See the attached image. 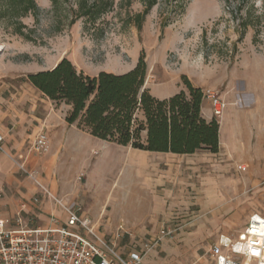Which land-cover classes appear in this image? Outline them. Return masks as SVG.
<instances>
[{
    "label": "crops",
    "instance_id": "0c3cea01",
    "mask_svg": "<svg viewBox=\"0 0 264 264\" xmlns=\"http://www.w3.org/2000/svg\"><path fill=\"white\" fill-rule=\"evenodd\" d=\"M255 63L250 89L212 88L230 104L214 154L152 153L109 143L67 123L70 107L57 106L31 84L30 91L12 97L0 90V217L12 230L19 218L42 227L66 223L61 207L24 176V165L53 197L80 207L124 256L147 252L143 264H178L171 261L178 250L202 246L215 264L210 249L220 236L242 233L253 217H261L252 212L249 196L245 200L251 181L264 179V63ZM183 75L195 88L209 89L205 77L186 73L158 78L156 85L164 87L157 93L147 82L144 88L169 99L183 90ZM202 105L204 119L213 121L212 105L205 99ZM40 133L49 139L46 154L32 149ZM203 232L212 236L202 239Z\"/></svg>",
    "mask_w": 264,
    "mask_h": 264
},
{
    "label": "rangeland",
    "instance_id": "374dc122",
    "mask_svg": "<svg viewBox=\"0 0 264 264\" xmlns=\"http://www.w3.org/2000/svg\"><path fill=\"white\" fill-rule=\"evenodd\" d=\"M10 1L0 0V90L5 97L30 91L27 75L52 70L66 58L90 75L98 70L122 75L144 55L146 82L155 93L164 87L156 85L158 78L183 73L205 77L211 90L250 89L255 61L264 63V0H156L140 27L137 16L150 0H105L110 8L94 19L84 11L100 0H58L56 6L36 0L37 10L29 14H14ZM247 193L252 212L264 218V179L252 180ZM241 231L232 230L228 237L236 239ZM205 235L212 236L203 232L202 239ZM171 261L211 263L202 246L181 248Z\"/></svg>",
    "mask_w": 264,
    "mask_h": 264
},
{
    "label": "trees",
    "instance_id": "16d2710c",
    "mask_svg": "<svg viewBox=\"0 0 264 264\" xmlns=\"http://www.w3.org/2000/svg\"><path fill=\"white\" fill-rule=\"evenodd\" d=\"M51 1L58 4V0ZM155 3L150 0L146 11L137 16L139 27ZM110 6L105 0L94 2L84 15L94 19ZM10 10L14 14L21 10L24 14L35 13L36 0H11ZM19 35L23 33L19 31ZM148 70L141 55L137 66L125 74L102 71L93 77L66 58L52 70L27 75L26 81L57 106H69L66 122L95 138L152 153H218L219 122H208L202 115L204 91L183 75L181 92L158 99L144 88Z\"/></svg>",
    "mask_w": 264,
    "mask_h": 264
},
{
    "label": "built area",
    "instance_id": "2783aa9c",
    "mask_svg": "<svg viewBox=\"0 0 264 264\" xmlns=\"http://www.w3.org/2000/svg\"><path fill=\"white\" fill-rule=\"evenodd\" d=\"M204 99L212 105L214 119L223 120L229 102L215 89H205ZM32 147L38 154L49 151V139L40 133ZM3 138L0 137V151ZM22 173L31 178L41 192L53 199L65 212L63 226H33L17 220L18 227L7 228L0 217V264H143L147 252L132 254L125 259L117 253L97 231L80 207L67 205L51 195L49 190L36 180L35 173L24 165ZM1 197V193H0ZM38 202V201H36ZM53 225L57 223L52 220ZM211 256L215 264H264V218L253 217L236 240L220 238L212 246Z\"/></svg>",
    "mask_w": 264,
    "mask_h": 264
},
{
    "label": "bare ground",
    "instance_id": "6f19581e",
    "mask_svg": "<svg viewBox=\"0 0 264 264\" xmlns=\"http://www.w3.org/2000/svg\"><path fill=\"white\" fill-rule=\"evenodd\" d=\"M2 49H3V48H2V47H0V53H1ZM0 56H1V54H0Z\"/></svg>",
    "mask_w": 264,
    "mask_h": 264
}]
</instances>
